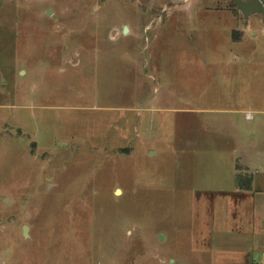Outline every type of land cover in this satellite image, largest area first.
<instances>
[{"label":"rangeland","instance_id":"rangeland-1","mask_svg":"<svg viewBox=\"0 0 264 264\" xmlns=\"http://www.w3.org/2000/svg\"><path fill=\"white\" fill-rule=\"evenodd\" d=\"M249 103L264 21L232 0H0V264L188 256Z\"/></svg>","mask_w":264,"mask_h":264},{"label":"crops","instance_id":"crops-1","mask_svg":"<svg viewBox=\"0 0 264 264\" xmlns=\"http://www.w3.org/2000/svg\"><path fill=\"white\" fill-rule=\"evenodd\" d=\"M245 86H241L242 92ZM242 106L258 114L256 120L264 126L263 108L251 103ZM239 109L243 110L234 111ZM250 117L247 113L246 118ZM233 139L237 142L223 150L228 157L222 184L231 188L208 194L211 204L195 216L202 222L203 214L207 218L202 238L189 247L188 256L168 253L158 256L156 264H264V133L259 132L252 143Z\"/></svg>","mask_w":264,"mask_h":264},{"label":"water","instance_id":"water-1","mask_svg":"<svg viewBox=\"0 0 264 264\" xmlns=\"http://www.w3.org/2000/svg\"><path fill=\"white\" fill-rule=\"evenodd\" d=\"M236 9L241 13L242 18L246 21L249 15L254 13H259L264 21V0H232ZM122 33H127V27L125 25L122 26ZM26 225L23 226V236H27Z\"/></svg>","mask_w":264,"mask_h":264}]
</instances>
